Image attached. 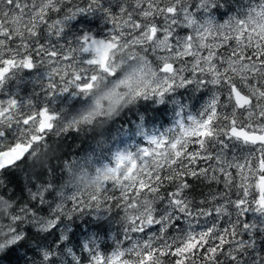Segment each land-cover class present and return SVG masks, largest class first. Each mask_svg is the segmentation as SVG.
Masks as SVG:
<instances>
[{"label": "snow or ice", "instance_id": "6c2138e0", "mask_svg": "<svg viewBox=\"0 0 264 264\" xmlns=\"http://www.w3.org/2000/svg\"><path fill=\"white\" fill-rule=\"evenodd\" d=\"M214 2L215 0H203L202 7L209 9ZM100 7L99 0H87L86 6H81L76 0H0V84L15 70L47 66L49 69L47 76L50 78L47 83L49 92L58 89L60 93H64L69 89H75L80 93H87L93 89L96 82L120 76L115 68L105 62L103 55L108 49L116 47L112 41H123L126 46L146 53H156L159 57L161 75L156 77V73H152L156 77L154 86L153 82L144 79L142 70L137 69L132 71L127 80L121 81L125 85L124 95L131 100L162 103L166 98L171 99L168 94L175 92L176 88H186L192 84L222 85L224 91H218L212 96L199 120L193 119L186 127L183 120L178 121V127L182 129L181 138L171 144V148L176 149L177 160L171 161L176 167L169 176L165 177L172 182L174 188V191L166 197L171 208L168 230H180L181 235L173 238L170 243H163L159 248L152 247L151 243L145 244L146 251L141 255L139 264H165L162 257L166 256L175 257L174 261L169 260L167 264H185L186 254H188L187 264H197V260L201 257L197 256L196 259L191 257L195 255L194 250L204 248L205 245H208L206 248L208 255L203 257V264H223L217 259V253L225 243L232 244L226 253V259L231 258L239 264L237 254L244 250L243 242L235 239L238 232H241L237 227L240 224L239 220L235 222L230 220L231 230H223L222 235L218 233L215 224L197 233L192 221L196 217H209L213 211L217 214V218L224 215L231 216L228 205L235 207L237 217L249 210L251 205H256L257 211L264 212V105H260L259 111L255 107H247V101L242 93L245 95L255 93L256 89L249 85L248 76H239L240 83L237 84L236 76L233 75V73L239 75L243 67L238 65L237 61L245 55L244 49L225 45L223 41L216 44L210 42L201 47L192 37L190 39L192 51L191 53L185 51L189 47V40L175 30L177 10L170 4L162 5V0H136L135 8H121V15L109 13L113 34L108 42L95 39L89 33L78 37V43L75 45L69 43L57 48L47 42V36H61L66 21L74 20L84 13H93ZM62 10L64 14L61 19L50 18V13H61ZM157 17H163V22ZM42 39L45 42H42ZM228 39V35H225L224 40ZM161 48L165 50L163 53L159 51ZM101 49H103L102 55ZM90 50L95 51V57L86 61L88 67L78 66L81 62L77 61L75 53ZM256 54L262 59L251 64L254 72L258 71L257 64L264 65V47L258 45ZM34 56L39 57V64L33 62ZM190 60L191 70L187 66ZM189 71L193 74L191 79L184 75ZM195 73H200V76L196 77ZM258 74L264 77V68H260ZM56 76L59 77L58 81L55 79ZM258 87L264 88V84ZM260 96L264 97V92H261ZM117 97L116 103L120 101L119 94ZM97 107L99 108L100 105L98 104ZM142 110L145 112L151 110L155 114H161L163 111L159 108L149 109L147 106ZM244 111L249 113L247 121L240 118ZM55 120L56 116L51 114L47 107L24 113L20 111L16 99L10 98L6 102L0 100V127L5 123L9 125L15 123L18 126L17 135L11 139L8 131L0 130V187H4L13 196L17 193L22 195L25 191V185H21L13 169L19 168L34 144L44 140L41 134L45 133V130H52ZM81 122L91 124L93 116L84 115L79 120L72 121L69 129L79 131L78 126ZM153 122L151 117L144 121L145 124ZM56 131L64 130L56 129ZM148 139L150 146L162 143V140L156 136ZM229 141L250 145L253 152L243 159V163L236 157L230 161L225 157ZM193 145L197 147H191ZM213 147L215 150L210 151ZM148 151L149 148H144L135 155L118 154L116 167L106 169L103 175L98 177L100 186L97 187L96 194L91 195L87 200L81 194L73 196L72 207L69 209H65L62 205L53 207L50 198L54 196V188L50 182L41 183L30 193L32 203L21 207L13 217L17 227L7 240L6 251L0 255V264H61V254L71 258L70 264H85V262L106 264V256L101 255L99 249L107 248L108 245H98L95 240H89L90 232H103L107 235L105 224L94 223L90 212L85 214V210H91L93 202L99 208L102 201L112 199L107 195V190L102 196L101 189L104 181L110 178L116 179L117 172L128 180V183L122 186L125 207L134 208L132 203L127 202V192L124 188L131 189L136 186L134 179L136 173L129 177L128 172L131 171L134 162L140 159V154ZM254 161H258V165H254ZM121 164L124 165L123 168L120 167ZM197 164L205 166L197 170L195 167ZM230 169L237 170V176L240 178L238 186ZM249 174L259 176L255 185L259 190V199L251 202L247 199L251 187L248 183ZM185 177L223 183L224 188L229 192L221 193L219 196L225 202L211 209H196L187 197L186 193L191 185ZM140 186H145L143 181H140ZM233 188L241 192L236 200L227 198ZM151 190L155 191L156 188ZM212 200L216 201L217 195H212ZM200 203L205 204L207 201L202 200ZM41 213H48L51 218L41 221ZM76 213L84 215L83 224L88 226L87 231L80 223L75 224V230H70L66 220L74 218ZM146 215L147 222L143 219L137 222L138 218L132 217V232L147 234L157 230L161 221L156 220L153 223L151 214ZM186 219L187 231L183 227ZM30 220L33 223L29 225ZM228 236L233 237V240L227 241L225 238ZM213 239L219 240V246L211 244ZM33 257L38 259L33 260Z\"/></svg>", "mask_w": 264, "mask_h": 264}, {"label": "rangeland", "instance_id": "374dc122", "mask_svg": "<svg viewBox=\"0 0 264 264\" xmlns=\"http://www.w3.org/2000/svg\"><path fill=\"white\" fill-rule=\"evenodd\" d=\"M76 2H79L81 6H86L87 4V0H76ZM99 2L101 5L100 9L95 10L93 13H84L78 15L74 20L66 21L65 29L61 36H47V42L57 48L60 45H67L69 43L75 45L78 43L77 38L84 35L85 33H89L93 36V38L98 40H103L105 42L110 41L113 34L111 31L113 25L109 20V13L111 15H121V8H135L136 0H99ZM167 4L174 6L177 10L175 30L181 32L183 35H185L186 39L189 40V47H187L185 51L191 53L192 48L190 39L192 37L195 38V41L200 44L201 47L208 45L210 42L216 44L223 41L225 45H229L231 47L239 46L244 49L245 55L237 61L238 65H242L243 67L241 68L239 75H237V73H233V75L236 76L237 84L240 83L239 76L246 75L249 77L248 83L251 88H255L256 91L255 93L246 95L252 98V102L248 107H255L257 111H259L260 105H264V97L260 96V93L264 92V88L258 87V85L264 84V77H261L258 72L260 68H264V65L257 64L258 71L254 72L251 69V64L262 59V57L256 53L258 51V45L260 47H264V0H228L229 13L227 19L232 22L226 24L225 27L220 31L216 30V24H213L210 29L206 30L207 26L205 25V21L211 15V13L207 11V8L202 7L201 0H162V5ZM105 9L108 11H105ZM217 11L218 15L216 16V21L220 24H224L226 19L224 16L225 13L219 10ZM63 14L64 10H62L60 14L50 13V18L52 20L61 19ZM157 19L163 22V17H157ZM235 20L239 21V31H236L235 29ZM225 35H228V40H224ZM202 37L203 39H201ZM42 42L45 41L42 39ZM134 49L146 56L150 64L159 66L158 54L151 52L146 53L136 48ZM159 51L163 53L165 50L161 48ZM75 56L77 61L81 62L78 63V66L83 67H88L86 61L88 59L94 58V54H92L90 51H78L75 53ZM33 62L39 64V57L34 56ZM187 66L189 70H191V60ZM48 70L49 69L47 66H37L33 69L15 70L13 73L9 74V76L3 81V85L0 86V88L4 86V82L6 81L5 88L1 91L3 97H0V100L6 102L10 98L16 99L18 101L20 111L24 113L29 111H37L40 108L47 107L49 112L56 116V120L54 121V129L50 130L49 132L52 131L53 133H57L56 129L66 131L69 129V125L72 121L79 120L82 117V114L85 112L91 102V97H86L85 93H80L75 89H69L68 92L64 93H60L58 89L49 92L50 90L47 89V83L50 79L47 76ZM184 75L188 76L190 79L193 76L190 71L184 73ZM194 75L199 77L200 73H195ZM55 79L58 81L59 77L56 76ZM204 79H210V77H204ZM189 86L193 87L198 93H200L201 90L207 92V90L210 89L213 91H211L212 93L224 91L222 85H213L211 83L199 86L192 84ZM168 95L171 97V99L166 98L164 101L174 99L173 92L169 93ZM127 99L130 101V103L134 101L129 98ZM117 104H120V101ZM187 107H189V104ZM199 112L200 114L196 113L195 111L186 109L181 110L177 108L175 113L177 131L174 134L172 133L169 138H164L165 136H156L162 140V143L151 146L146 144L145 146L136 147L132 152H129L135 155L140 152L141 149L149 148L147 153L140 154V159L134 162L131 171L128 172L129 177H132L133 173H136L134 177L136 186L134 188L137 192L139 190L145 191L146 189L140 186V181H143L145 186L148 184L153 185L152 179L155 178L158 167L162 164V162L169 159L173 161V159L176 158V149H172L171 144L174 143L175 140L181 138L180 132L182 129L178 127V121L183 120L186 127L192 123L193 119L199 120L201 118L204 111L201 110ZM178 113L180 114L179 116L177 115ZM240 118L241 120L247 121L249 118V113L247 111L242 112ZM79 125L82 126L87 124L81 122ZM20 127L22 128V125ZM6 131L9 132V139H11L13 136L17 135L18 126L15 123H12L11 125L7 123ZM44 134L45 133H42L41 135L44 136ZM242 145V142L229 141V147L225 151L226 159L231 161L233 157H236L241 163H243V159L248 156L249 153L253 152V149L250 148L249 151L243 152L241 150ZM214 150V147L210 148V151ZM118 154L120 153H117L114 156L112 161L113 163L110 166H105L97 173H91V171L85 168H83L81 171H77L78 167H71L68 173L69 177L75 171L76 174L74 173L75 175L72 177L71 183L68 185L67 190L64 189L63 191H59L57 193L58 203L56 202V205H62L65 209L71 208L72 197L80 194L79 192L74 191L73 186V182L77 179V177L79 176L80 179L87 181V179L91 176L98 175L100 172L104 173L108 168L116 167ZM253 163L254 165H258V161H254ZM120 167L123 168L124 165L121 164ZM230 171L233 173V176L235 177V184L238 186L240 183V178L237 176V170L230 169ZM117 180H119V183H117ZM221 180H223V176H221ZM258 180V175L252 176L249 174L248 183L251 185V187L249 188V196L247 199L250 202L254 199L258 200V189L255 187V185L258 183ZM205 182L210 184L209 181L205 180ZM127 183L128 180L122 177L120 172H117L116 179L110 178L104 181L103 188L101 189L102 196L105 193V190H107V195L112 197V199L108 200L109 202L116 199V194L121 196V212L119 213L121 216L132 209L125 207L126 202L124 196L122 195V186L126 185ZM124 191L127 192V202L132 203L134 208H142L143 210V218L138 215H134L138 218L137 222H139L140 219H143L145 222H147L146 214L148 213H150L153 217V223H155L156 220L162 221L161 217L153 216L152 203L148 199L147 195H143L145 193L138 194L135 191H132V188H124ZM238 194L241 195V192H238ZM137 198H139V200H137ZM14 199H17V197H14ZM255 207L256 205H251V208L240 216L241 222L239 226L241 233L244 231V235H242L243 238L239 237L236 240L243 242L244 250L237 254L239 264H264V212L257 211ZM105 210V202L102 201L99 208H97L95 206V202H93L91 211L94 215L92 216V219L98 220L105 217ZM228 211L231 213V216H224L228 217L232 222L239 220L237 218L232 220V217L235 216V214L230 210ZM213 217L218 219L217 214L214 211L209 217H197V222L199 224H205V221H207L208 218ZM41 221L47 220L42 219ZM228 224L231 225L229 222ZM244 225H247V227H244ZM3 229L4 227L0 226V231ZM214 245L216 246V243ZM7 246L8 244H5L4 247ZM231 247L232 246H230V248ZM227 252V249L220 248L217 253V259L219 260L222 257H226ZM114 262L115 261L112 259L111 264H114ZM234 264H236L235 260Z\"/></svg>", "mask_w": 264, "mask_h": 264}, {"label": "trees", "instance_id": "16d2710c", "mask_svg": "<svg viewBox=\"0 0 264 264\" xmlns=\"http://www.w3.org/2000/svg\"><path fill=\"white\" fill-rule=\"evenodd\" d=\"M211 91V89L207 90V92L201 90V92L198 93L190 86L184 89L176 88L175 92H173V100H166L162 103H149L147 101L135 100L129 103L126 108L120 109L118 118L112 120H109L107 117L98 118L91 124L79 125V131L76 129H67L66 131L56 134H51L50 132L45 133L43 141L50 144L49 152L54 157L53 162L48 167L34 164H20L18 169H13V171L17 173L21 185H25V191L22 195L17 193L13 196L12 193L6 191L4 187H0V195H6L9 199L16 202V206L12 209L9 216H0V226L4 227L7 224H12L14 228L17 227V224L13 221V217L17 215L21 207L29 206L32 203L30 193L45 181L50 182L54 188V196L50 198V201L53 207H55L58 203L57 193L64 189L67 190L72 177L76 174L75 171L69 177L68 173L71 167H78L77 171H81L85 168L91 171V173H97L105 166H110L117 153H129L136 147L149 144L148 138L151 136H165L164 138H169L172 133L174 134L177 131L175 118L176 109L191 110L200 114L199 111H204L212 96L216 94ZM188 104L189 107H187ZM144 106H147L149 109L159 108L163 111L161 114H155L151 110L145 112L142 110ZM149 117H151L154 122L145 124L144 121ZM191 147H196V145ZM169 160H165L158 167L155 178L152 179L153 185L148 184L149 186L146 185L143 187L146 188L145 191L149 189L147 192L143 190L137 192L134 187L132 188V191L138 194L145 193L143 195H147L152 203L153 216L161 217L162 221L160 225L157 226V230L145 234L124 229L119 223L121 218V215H119L121 212V196L116 194V199H114V201L105 202L106 210L104 216L108 217L111 221V227L108 230L107 236L101 235V232L89 233V240H95L98 245H108L107 248L99 249L101 255H109L114 250L117 243H120L121 246L132 244L133 242L143 243L144 245L151 243L152 247L159 248L163 243H170L173 238L181 235L180 230H168L170 228L169 217L171 215V208L169 207L166 197L170 192L174 191V188L172 182L165 179V177L169 176L172 169L176 167V165L170 162L172 160ZM173 160H177V157ZM201 166L205 165L197 164L195 167L198 170ZM185 179L191 185L187 190V197L193 202L196 209H211L225 202L224 199L220 198L219 194L228 193L229 190L225 189L222 183L218 184L213 181L208 184L203 178L197 179L194 177H185ZM157 185H159V187H157ZM152 188H156V190L152 191ZM212 195H217L216 201L212 200ZM238 196L240 195L237 190L232 189L227 198L236 200ZM14 197H17V199H14ZM202 200L207 201V203L201 204L200 201ZM228 210L235 214L232 220L236 218L241 219L240 216L237 217L234 206L228 205ZM89 212L92 216L94 215L91 210H85V214ZM50 218L51 216L48 213L40 214V220H49ZM83 218V214L76 213L74 214V218L66 220V223L69 225L70 230H75V224L80 223L83 229L87 231L88 226L83 224ZM96 221L97 220H93L94 223ZM229 221L230 219L228 217L221 216L218 219L214 217L208 218L205 224H199L196 217L193 219L192 224L197 233L202 230H207V228L215 224L218 233L222 235L223 230H231V225L228 224ZM32 223L33 221L31 220L28 222L29 225ZM183 227L185 231L188 230L187 219ZM238 228L240 229L239 225ZM41 234L43 235L44 233ZM242 235H244V231L242 233L239 232V235L237 234L235 239L239 237L243 238ZM225 239L230 242L233 240V237L228 236ZM83 242L82 240V243ZM215 243L216 246H219L220 242L218 239H213L211 244L214 245ZM207 246L208 245H205L204 248L194 250L195 255L191 258L196 259L197 256L201 257V259L197 260V264H203V257L208 255L206 253ZM230 246H232V244L225 243L222 248L228 251ZM7 247L0 250V255L4 254ZM32 259L36 260L38 257H33ZM70 259V257H65L64 254H61V264H70ZM162 259L165 261V264H167L169 260L174 261L175 257L166 256L162 257ZM187 259L188 254H186L185 257V264H187ZM219 261H222L223 264H234V260L230 258L226 259V257L220 258ZM115 262V264H121V257L116 256ZM85 264H87V262H85ZM124 264H128V261H124Z\"/></svg>", "mask_w": 264, "mask_h": 264}, {"label": "clouds", "instance_id": "9594fccd", "mask_svg": "<svg viewBox=\"0 0 264 264\" xmlns=\"http://www.w3.org/2000/svg\"><path fill=\"white\" fill-rule=\"evenodd\" d=\"M201 2H203V0H201ZM217 8L219 11L225 13L224 16L226 19L224 24H220L216 21L218 11L215 9ZM207 11L210 12L211 15L205 21V25L207 26L206 30L210 29L213 24H216V30L220 31L226 24L232 22L227 19L229 13L228 0H215L214 4L211 8L207 9ZM234 26L236 31L240 30L238 20L234 21ZM112 42L116 44V47L109 51L108 64L110 67L115 68L116 71L120 73V76L117 78H109L104 81H98L94 84L91 91L85 93L86 97H91V102L82 116L91 114L93 116V121L104 116H107L109 120L118 118L120 109L127 107L130 101L124 95L123 89L125 88V85L122 84L121 81L127 80L134 69L142 70L144 79L153 82V86L156 77L161 75L159 73V66L150 64L148 58L142 53L136 51L130 46H126L123 41ZM102 53L103 49H101V55ZM152 73H156V77H154ZM117 94H119L120 104L116 103V99L118 98ZM98 104L100 105L99 108L97 107ZM49 149L50 144L45 141L34 144L33 148L28 154H26V158L21 164H34L43 167L50 166L54 157L50 154ZM102 175L103 172H100L98 175L89 177L87 181L80 179L78 176L73 182L74 191L79 192L87 200L91 195L96 194V189L100 186L98 177H101ZM137 200H139V198H137ZM15 206L16 202L14 200L9 199L6 195H0V216H9ZM134 215L143 218L142 208H132L121 216L119 223L124 229L131 230L133 226L132 217ZM95 223H104L107 233L111 227V221L108 217L100 218ZM13 230V225L7 224L4 226V229L0 231V250L4 249L5 244H7V238L11 236ZM101 235L105 234L101 232ZM144 251H146V249L143 243L133 242L132 244H126L125 246H121L120 243H117L114 250L106 256V264H111L114 254L121 257V264H124V261H128V264H139V260ZM121 253H123V255H120Z\"/></svg>", "mask_w": 264, "mask_h": 264}, {"label": "flooded vegetation", "instance_id": "af4514ba", "mask_svg": "<svg viewBox=\"0 0 264 264\" xmlns=\"http://www.w3.org/2000/svg\"><path fill=\"white\" fill-rule=\"evenodd\" d=\"M56 14H60V13H56ZM9 74H11V73H9ZM1 85H3V83L2 84H0V86ZM5 85H6V81L4 82V86H2L1 88H0V97L2 98L3 97V95H2V93H1V91L5 88ZM41 109V108H40ZM39 110V109H38ZM6 127H7V123H5V125H3V127H0V130H6ZM54 129V128H53ZM52 129V130H53ZM50 133H53L52 131L50 132ZM250 148H252L250 145H246V144H244L243 143V145H242V150L243 151H249V149Z\"/></svg>", "mask_w": 264, "mask_h": 264}, {"label": "water", "instance_id": "95a60500", "mask_svg": "<svg viewBox=\"0 0 264 264\" xmlns=\"http://www.w3.org/2000/svg\"><path fill=\"white\" fill-rule=\"evenodd\" d=\"M92 47L95 48L96 46H92ZM90 51H91V50H90ZM109 51H110V49H108L107 52L103 55V59L105 60V62H106V60H107V54H108ZM91 52L94 53V55H95V51H91ZM242 95H243V94H242ZM244 99L247 101V105H249L251 99L248 98V97L245 96V95H244Z\"/></svg>", "mask_w": 264, "mask_h": 264}, {"label": "bare ground", "instance_id": "6f19581e", "mask_svg": "<svg viewBox=\"0 0 264 264\" xmlns=\"http://www.w3.org/2000/svg\"><path fill=\"white\" fill-rule=\"evenodd\" d=\"M63 132V131H62ZM57 133H59V132H57ZM51 134H56V133H51Z\"/></svg>", "mask_w": 264, "mask_h": 264}]
</instances>
